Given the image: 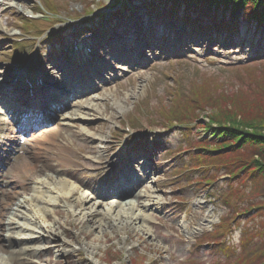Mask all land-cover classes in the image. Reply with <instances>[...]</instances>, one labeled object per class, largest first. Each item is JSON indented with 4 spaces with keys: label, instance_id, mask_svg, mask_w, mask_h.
Masks as SVG:
<instances>
[{
    "label": "rangeland",
    "instance_id": "obj_1",
    "mask_svg": "<svg viewBox=\"0 0 264 264\" xmlns=\"http://www.w3.org/2000/svg\"><path fill=\"white\" fill-rule=\"evenodd\" d=\"M42 1L45 8L40 0H23L18 6L14 4L10 14L14 18L7 25L6 16L0 17V88L15 90L20 96H24L22 89L34 92L36 97L28 96L33 100H39L59 87L79 91V83L84 82L88 88L68 100L63 115L60 114L42 131L26 138L3 170L9 189L5 190L4 198L0 196V245L8 234L3 228L7 218L26 222L19 211L15 212V204L22 197L29 196L32 179L43 177L40 167L45 166L48 174L67 179L78 191L89 195L90 202L73 206V197H70L63 200L65 207L62 202L47 206L51 210L49 222L55 219L65 223L70 234L61 237L70 246L60 240V246L50 254L43 249L41 264H89L88 261L93 264H231L237 260L242 264H264V249L261 251L264 247V200L261 196H258L260 199L255 198L257 194L264 193V179L246 176L231 178L230 174H226L228 162H234L238 153L247 156V150L226 151L218 157L217 153L194 151V147L202 141L207 140V144H213L211 147L214 149L222 143L219 140L223 136L221 131L216 140L208 141L214 136L211 130L206 132L201 127L208 123L207 115L215 110V107L209 106L212 103L221 109L231 110V118L243 124H253L263 134L264 23L240 14L246 8L256 11L264 3L263 0H256V4L231 3L228 12L222 8L217 15L222 18L216 19L215 15V19L228 24V33L223 28L219 30L220 25L218 29L208 26L194 30V26L183 25L177 20L175 13L169 14L172 19L165 18L163 14L160 20L147 19L146 24H137L141 30L133 22L123 20L124 25L115 34L116 40H123L120 44L130 45L122 47L127 49L120 59L133 60L126 65L108 56L114 43L110 45L112 42L107 40H115L111 33L110 39L103 37L107 42L103 46L96 43L99 40L96 35L91 36L97 49L88 55L83 52V46L79 45L75 50L70 42L76 35L70 32L76 21H83L87 12L111 4L113 0ZM122 1L129 8L134 4L132 1L143 4L140 0ZM21 5L26 6L19 11L17 7ZM31 7L39 8L42 13L33 22L36 30L30 31L31 35L37 31L43 33V37L56 31L66 32L62 31V37L46 39L42 43L31 36L27 42H32L29 43L32 48H26V51L20 48L18 53L21 55H16L17 60L15 56L11 59L8 54L14 40L20 36L19 30L11 25L17 22L23 28L24 23L21 24L19 18L30 14ZM24 29L27 27L22 32ZM123 31L131 33L128 39H133V34L138 36L134 40L142 39L141 46L125 41ZM61 52L67 54L61 55ZM174 52L177 54L172 55ZM116 54L113 53L114 58ZM80 57L86 59L81 60ZM26 59H30V64L23 67ZM92 70L95 72L93 77L90 76ZM88 104L95 105V111H90L86 107ZM80 111L89 120H80L76 116ZM226 126L228 123L219 124L220 128ZM81 130L98 138L99 154L106 158L97 166L93 163L98 154L94 157L84 151L81 156L74 152L76 159L61 156L67 148H82L84 142L90 141L82 142ZM143 138L147 140L143 143L148 146L145 147L147 151L137 150V144ZM99 139L103 141L100 143ZM97 144L95 146L99 150ZM130 159L139 165L141 161L145 162L143 170L151 172L147 180H143L145 187L135 189V194L152 190L165 209L151 207L145 211L149 214L150 222L146 223V227L150 236L142 234L137 228L130 227L123 232L117 229V234L105 228L104 234L111 238L104 241L101 234L90 231L91 223H77L76 219L80 217L81 220L82 212L79 211L85 210L92 202H100L93 208L103 211L102 205L106 207L114 199L104 197L102 188L116 182L112 179L115 171L120 172ZM211 162L216 165L210 171L206 170L203 177V171L199 169L189 177L176 175L179 168L190 169L192 165ZM67 166L78 167L79 173L65 175ZM196 179L199 182L196 183ZM206 179L211 183L201 182ZM132 199L138 204L143 202L140 197ZM254 202L263 204V207L258 206L248 213L242 211L243 207ZM69 205L73 208L71 211ZM234 207L239 209V213ZM52 210L59 211L60 216L53 215ZM74 211L77 215L73 214ZM13 212L14 215H11ZM66 218L68 221H64ZM181 225L189 226V229ZM127 231L131 233L127 234ZM236 231L240 233V240L234 244L231 237ZM17 232L20 233L19 230ZM79 232L92 236L83 238ZM208 240H214L216 244L205 243ZM85 243L97 246V249L85 250L82 247ZM38 245L45 246V242L28 244L29 247ZM90 250L95 254H91ZM69 253L75 255L71 260L65 258ZM31 259L36 260L37 257Z\"/></svg>",
    "mask_w": 264,
    "mask_h": 264
},
{
    "label": "bare ground",
    "instance_id": "obj_2",
    "mask_svg": "<svg viewBox=\"0 0 264 264\" xmlns=\"http://www.w3.org/2000/svg\"><path fill=\"white\" fill-rule=\"evenodd\" d=\"M22 1L23 0H0V7H2V9H0V17L4 15L6 16L4 19L6 25L8 21L12 20V17L14 18L13 15L10 17L14 4L18 6V4ZM26 5L28 4L26 3ZM26 5H21L20 7H17V9L20 11L21 8L25 7ZM14 25H17V22H15ZM1 27L2 26L0 24V29ZM16 48L17 47H14L13 49ZM24 50L26 51V48H24ZM31 103L36 105L35 102ZM35 107L36 106H31L30 108ZM86 107H88L90 111H95L96 106L93 104H88ZM42 109H44L45 111H50L47 112L49 116L51 113H55L57 111L56 107H54L53 112L50 108L47 107H42ZM76 116H78V118H80V120L82 121L89 120V118H86L85 113L84 115H82L81 111L76 114ZM2 122V125H5V122ZM17 124H19L18 121H15L14 126L16 127ZM3 127L4 126L0 127V133L3 132ZM81 135V138L84 137V141L90 139V141L84 142L85 147H82V150L92 155L99 154L100 151L96 148V146H92V144L95 142L94 140L98 138H96L94 134L84 133L82 130ZM102 141L103 140L99 139L100 143ZM97 158L99 160H104L105 156L103 157L102 154H99ZM78 190L79 189L75 185L70 183L67 179L62 177L57 178L56 175L43 174V177L35 178L33 180V187L29 196H24L19 199V204L17 203L15 207V210L19 211L22 214V218H24L26 222L20 223L16 221L15 218H9L4 225L5 230L9 231L8 233L10 234H8V237L5 238V241L1 240V242H5L6 245L0 246V251L2 252L0 253V264H41V262L43 261V249L46 250L47 254H50L55 247L60 246L58 245L60 240L62 241V243L70 246L68 244L69 242L62 240L61 237V235L64 237L67 236V234H70V232L67 231V228L65 227V223H60L55 219H51V221L49 222L48 216L51 210L48 209L47 206L58 205L62 202V206L65 207L66 205L63 203V200H66L70 197H73V206H82L90 202V197H88L86 193L82 191L80 192ZM75 193H77V196H74ZM129 196H134L136 198L140 197L142 198L143 202L138 204L131 197L121 200L123 199V196H120L117 197L116 200L109 201L108 205L105 204L107 205L106 207L102 205L101 208H103V211H98L96 208H93L95 204H100L99 202H92L91 205L87 206L85 210L79 211V213L82 212L80 213L81 220L80 217H78V219H76L77 223H79L80 221L91 223L92 225L90 226L92 230L90 231L96 233L98 232L99 235L101 234L104 241L111 238L110 235L104 234L105 228H109L112 232H115V234H117V229L123 232L124 230H127L131 227L133 229L137 228L142 232V234L149 235L150 233L148 232L146 223L148 224V222H150V219L149 214L145 213V211L150 210L151 207L165 209L163 208V205L160 206L161 201L159 196L155 195L152 190H147L145 192L143 191L142 193H137ZM34 201H36L37 203H34ZM68 207H70L69 209L71 211L72 206L69 205ZM26 211L28 212L26 213L27 215H25ZM52 212L53 215L56 214L60 216L59 211L52 210ZM74 213L75 211L73 212V214ZM96 215L99 216L95 217ZM171 215L175 216V214ZM67 218L64 221H68ZM181 226L183 228L189 229V226ZM16 228H18L22 232L25 231L26 233L18 235V232L15 231ZM14 232L16 233V235L13 234ZM79 233L83 235V238H89L90 236H92L88 233ZM129 233L131 232L127 231V234ZM92 239L96 240V237H93ZM32 242H45V246L38 245L37 247H29L28 244ZM82 247L85 248V250H88L90 248H93L94 250L97 249V246L86 245V243L82 244ZM91 250L89 252L92 254L93 251ZM76 255L79 256V253H77ZM33 256H36L37 259H31V257ZM74 256V254L69 253V255H66L65 258L67 260H71V258H73ZM88 262L89 264H93V262L91 261Z\"/></svg>",
    "mask_w": 264,
    "mask_h": 264
},
{
    "label": "trees",
    "instance_id": "obj_3",
    "mask_svg": "<svg viewBox=\"0 0 264 264\" xmlns=\"http://www.w3.org/2000/svg\"><path fill=\"white\" fill-rule=\"evenodd\" d=\"M167 1V0H166ZM176 1V0H175ZM190 4L192 7L191 10L195 12V14L199 17L206 16L208 13H210V10L214 7L223 6L224 8H228V6L231 3L236 2L237 0H183ZM248 1H251L252 3L256 4V0H241V3L245 5V3H248ZM263 5V6H262ZM256 11L249 10V13L247 15L252 14L257 19H264V4H262ZM190 7V6H189ZM261 8V10H260ZM171 10H174V6H172ZM260 11V12H258ZM215 104V106H213ZM212 108L215 107V110L213 111V117L211 118V124H225L228 123V126L225 128H220V131L223 133L222 138L219 140L222 141L221 144H217L219 147L217 149H214L213 147H210L213 152H217L218 154H221L223 152H231L237 150L236 152H239V149H246L247 150V156H242L240 153L237 154V156L234 159V162H228L226 166H229V170L227 174H230V177H260L264 179V131L261 134V130L254 127L253 124H243L242 121L236 120L230 117L231 110H224L220 107L216 106V103H212V105H209ZM220 108V109H218ZM244 117L247 118V115L244 113ZM218 138V137H217ZM216 137L214 140L217 139ZM213 140V141H214ZM202 145V144H200ZM209 145V144H208ZM241 145H245L242 146ZM209 147V146H208ZM241 147V148H240ZM264 184V182H263ZM261 196L264 200V193L262 195L257 194L255 198L260 199ZM254 200V199H253ZM264 203V202H262ZM263 207V204L260 205L258 202H254L248 205V207H243L242 211L248 213L250 211H253L257 209V207ZM235 208V207H234ZM235 210H238L237 213H239V209L235 208ZM211 241V240H209ZM213 244H216L214 240L212 241ZM264 247L262 246L263 251ZM247 261H244L243 263H246ZM231 264H242L240 260H237L236 263L232 262Z\"/></svg>",
    "mask_w": 264,
    "mask_h": 264
},
{
    "label": "clouds",
    "instance_id": "obj_4",
    "mask_svg": "<svg viewBox=\"0 0 264 264\" xmlns=\"http://www.w3.org/2000/svg\"><path fill=\"white\" fill-rule=\"evenodd\" d=\"M239 240H240V233H239V231H236L233 233V235L231 237V242L236 244V243H239Z\"/></svg>",
    "mask_w": 264,
    "mask_h": 264
}]
</instances>
